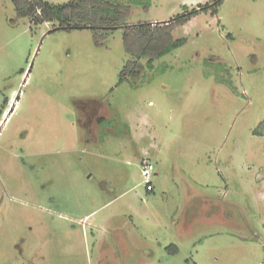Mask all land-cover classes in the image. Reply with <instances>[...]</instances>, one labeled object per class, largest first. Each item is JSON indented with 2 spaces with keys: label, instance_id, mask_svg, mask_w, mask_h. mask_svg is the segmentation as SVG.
<instances>
[{
  "label": "rangeland",
  "instance_id": "obj_1",
  "mask_svg": "<svg viewBox=\"0 0 264 264\" xmlns=\"http://www.w3.org/2000/svg\"><path fill=\"white\" fill-rule=\"evenodd\" d=\"M112 1L154 28L210 0ZM52 28L0 0V264H264V0L122 83L124 28Z\"/></svg>",
  "mask_w": 264,
  "mask_h": 264
},
{
  "label": "trees",
  "instance_id": "obj_2",
  "mask_svg": "<svg viewBox=\"0 0 264 264\" xmlns=\"http://www.w3.org/2000/svg\"><path fill=\"white\" fill-rule=\"evenodd\" d=\"M13 2L20 16L29 17L35 25L52 23V30L91 28L97 38L102 30L108 32L124 28L125 47L133 58L129 59L121 70L119 82L122 83L131 81L130 78L136 74H142L145 68L153 69L158 59L186 42L184 38L173 37L174 26L183 25L200 13L216 15L224 0H210L192 9L185 6L183 13L168 20L169 24L156 25L154 28L147 23L127 24L129 13L126 10L129 7L112 0H70L62 4L51 3L48 0H13ZM144 57L148 58L147 63L141 61ZM99 121L106 122L104 117H100ZM154 189L155 185L152 190H147L153 192ZM177 248L176 245L175 249Z\"/></svg>",
  "mask_w": 264,
  "mask_h": 264
},
{
  "label": "built area",
  "instance_id": "obj_3",
  "mask_svg": "<svg viewBox=\"0 0 264 264\" xmlns=\"http://www.w3.org/2000/svg\"><path fill=\"white\" fill-rule=\"evenodd\" d=\"M155 175V164L150 159L146 158L141 165V176L142 183L149 190H152L154 187Z\"/></svg>",
  "mask_w": 264,
  "mask_h": 264
},
{
  "label": "crops",
  "instance_id": "obj_4",
  "mask_svg": "<svg viewBox=\"0 0 264 264\" xmlns=\"http://www.w3.org/2000/svg\"><path fill=\"white\" fill-rule=\"evenodd\" d=\"M105 127V126H104ZM156 172V171H155ZM156 175H157V172H156Z\"/></svg>",
  "mask_w": 264,
  "mask_h": 264
}]
</instances>
